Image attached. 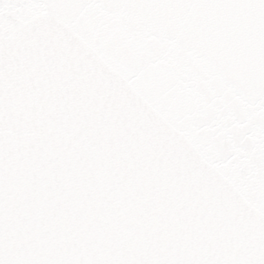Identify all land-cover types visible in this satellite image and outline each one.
I'll use <instances>...</instances> for the list:
<instances>
[{
	"label": "snow or ice",
	"instance_id": "6c2138e0",
	"mask_svg": "<svg viewBox=\"0 0 264 264\" xmlns=\"http://www.w3.org/2000/svg\"><path fill=\"white\" fill-rule=\"evenodd\" d=\"M0 264H264V0H0Z\"/></svg>",
	"mask_w": 264,
	"mask_h": 264
}]
</instances>
